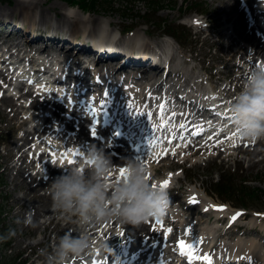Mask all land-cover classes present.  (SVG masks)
Returning a JSON list of instances; mask_svg holds the SVG:
<instances>
[{"label": "bare ground", "instance_id": "6f19581e", "mask_svg": "<svg viewBox=\"0 0 264 264\" xmlns=\"http://www.w3.org/2000/svg\"><path fill=\"white\" fill-rule=\"evenodd\" d=\"M213 1L216 2L217 15L223 17L225 22L230 24L229 27H221L219 29L220 44L224 43V39L227 41L228 61L224 64L225 70L222 75L228 82L225 85L219 83L215 86L217 94H220L223 98L225 97V102L230 105L233 98L241 91L251 71L259 65L264 64V41L261 39L262 35L260 34L259 36L253 25H251L252 22L250 23V21L248 22L246 20V12L244 9L246 5H248L246 8L247 14L250 15L251 20L254 22H258V20L264 18V14L257 11L253 5H249V1L254 0H244L245 7L243 8L240 6V0ZM59 3L60 4L45 5L44 2L36 0H15L8 9L0 6V16H9L12 23H23L24 25H29L30 28L42 26L45 29L61 32L65 35H72V38L75 39H91V42L94 43L92 46H87L75 42L72 39L60 38L59 40L50 39V47L49 45L40 47L37 41L30 44V49H34L35 52H38L40 55L47 52V49L48 55H53L52 51L60 52L58 54L63 58L69 59L73 57V65L76 67L84 60V54L88 53V55L95 58L97 57L98 59H104L106 57L114 67L112 72L111 67L108 68V72L115 77L118 76L123 82L127 79L125 76H120L119 72L123 69H128L130 72L140 71L141 77L136 78L134 75V81H130V79L127 80V83H131L130 86L138 92L130 93L117 103L120 112L119 124L122 123L123 126L122 129L120 128L119 130L122 132L128 131L145 135L144 139L146 140L147 150L131 152L130 150L118 148L123 155H114L104 145L103 141L90 135V130L85 125L76 128L74 123L70 120L71 114L73 113H70L62 103L56 101L51 105L46 97L42 99L39 97L41 95L33 96L30 90L22 91L18 97L19 100L21 97H31L29 104L14 102L12 96L9 97L4 95V103L11 104L12 106V125L17 129H21L30 121L28 117H25L22 121H18L24 109L28 110L30 108H35L41 111L36 116L37 124L33 128H26L23 133L17 134L13 140L14 145L8 149V154L13 162H8L6 169L11 175L10 180L13 182L14 187H18L22 190V193L16 196L21 208L19 211L20 220H22L25 213L28 212L33 214V220L37 224L39 223L40 217H45L46 219L41 224V228L47 246L49 245V239L53 232H56V238L54 240L56 243L60 236H63L71 229H75L76 226H74V224H65L56 219L55 214L51 210V198L47 189L52 180L62 173V167H70L80 163L82 160L86 161V151H88L92 145H95L104 148L106 153L112 157V161L116 166V170L109 177V184H111L113 180H121L118 169L124 166L122 162L126 158H138L147 165V179L149 182L169 193L170 203L168 208L172 207V201H174L180 204L183 210L191 216L190 220L183 219V214L176 212L174 217L171 218L168 217L169 212L167 210L163 216L152 217L156 226L145 222L139 225L120 224L118 221L114 220L92 227L90 231L97 238L93 240L92 251L81 254L80 256H73L70 260L81 262L90 257L91 253L97 252L101 241L110 247H114V245L118 244L131 247L134 243V248L137 247V241H148L150 244L147 248H142V250L136 248L134 251H140L141 254L146 252L147 255H153L154 253L152 250L158 247L159 243L166 241V239H164V231L170 226L175 229L176 233H179L181 225H188L192 228L194 225H201L205 222H229L233 214L238 213V211L232 210L229 214L224 212L227 211L225 207H222L217 202V199L209 195L207 187L203 183H192L189 186L187 194L189 201L180 197L178 195L179 188L171 185L175 180L180 181V177L175 168L178 169L187 159L194 156L198 150L204 149L218 151L224 153L226 156H232L234 151H238V153H244L249 156L251 164L264 163V156L262 155L264 146L260 149L256 141L249 142V139L239 134L240 129L237 125L235 126L236 130L233 132L234 137L228 141L226 138H219L213 141L199 140L193 145L192 143H185L179 140L169 145H161L159 139L154 136L153 131L158 129L157 124H171L169 122V117L166 121L168 105L173 102L171 93L167 92V84L171 82V86L181 87L185 82L190 84L195 90H198L199 87L207 89V87H203L204 81L199 75L193 72H189L187 75L183 68L176 70L174 73L168 70L166 76L161 77L160 72H162L161 70H163V68L165 70V66H162V64L155 59L147 58V56L159 57L160 53L154 49V46L151 45L149 41H145L140 31L135 32L132 37L129 38V40L132 41V43L129 41L130 53L122 54L124 50H119L120 52L112 50L110 46H113L115 49L123 45V41H121V43L115 42V34L117 33L116 29H124V24L126 23L125 19L122 17L115 19L109 18L112 11L103 10L101 13L84 17L80 15V12L77 10V12L74 11V13L69 16L67 4L61 1ZM50 11H54L57 17L55 20L50 16ZM106 17L108 18L106 19ZM31 21H34V23ZM197 21L199 20L197 19L195 24L199 27ZM28 22L30 24H28ZM14 28L15 27H13V29ZM156 33L150 27H146L143 30V34L149 40H152L156 46L161 44H168V46L169 44H175L172 37H155ZM26 35L29 36V32ZM222 38L224 39L222 40ZM3 43L5 46L1 47L0 50L2 48L5 49V53H9L10 58H12L11 55L13 52L15 53L14 49L17 48L18 53L15 58L17 63H20L24 58L29 59V62H34V53H28L29 49L28 47L25 48L24 43L20 41H11L10 39H4ZM109 43L112 45H109ZM66 45L74 47L75 49L77 48L78 51L73 55L71 50H67ZM101 47L106 49L101 50ZM135 51H141L140 54L144 56H134V53H137ZM176 52L171 56V64L177 59ZM2 58L3 56H0V59ZM5 59L6 57L3 58V62L7 61ZM258 59L261 61L259 62ZM127 65L131 66L128 67ZM10 68L11 67H9V69ZM87 72L88 69H84V71L76 75L78 78L84 76L86 81H89ZM0 74L3 83L11 84L12 77L10 78L6 71H0ZM170 76L171 79H169ZM2 82H0V85H2ZM184 101L191 111L195 110L196 105L194 107L192 104L194 101H188L187 99ZM161 105L163 106L162 108ZM53 106L57 108L52 109ZM196 108L199 110L204 109V107L199 106ZM140 113H144L145 115L141 116L139 115ZM36 118L34 119L35 121ZM53 132L56 134L52 136ZM244 139H246L249 145L246 144ZM38 140L41 141V144L31 156L28 149L36 146ZM77 151H79L81 155H77ZM173 151L175 155L172 154ZM53 153H55V155H53ZM65 153H69L67 158L75 160L76 163L68 164L64 158ZM46 156L48 158H45ZM174 157H179V160H173ZM57 158L61 159L60 162L63 163V165L57 166L52 163L51 160ZM35 161L43 162V165L36 173L31 170V168L35 169ZM156 161H159L158 166L154 164ZM164 161L167 162L161 164ZM238 161L241 163L240 160ZM46 168H48V170ZM165 180H169V186L167 188H161ZM193 197H195L196 203L190 202ZM219 208L223 210H218ZM205 209H207V211ZM157 221H160L163 227H161V223H157ZM238 227L243 228L246 227V225ZM231 228L232 225L227 223L226 226L220 230L219 238L214 242L213 248L221 244L220 237L226 234H232L236 237L239 235H247L250 237L253 232V229L249 226H247V229L243 228L237 231H232ZM153 229H155V231H153ZM201 229L203 228L198 227L195 230L199 231ZM134 233H137V235H133ZM160 233H162V236L158 237ZM73 234L75 235L76 233L73 232ZM237 242L236 245L242 248L232 250V257L236 259L248 258L258 261L262 256L258 250L259 242L254 238H250L248 241H243L240 238ZM35 244L38 243H30L29 245L33 246ZM224 246H226V243ZM222 251H225L224 247ZM145 259H142L139 264H146L144 263ZM183 262L182 264H184ZM149 263H151V259Z\"/></svg>", "mask_w": 264, "mask_h": 264}, {"label": "rangeland", "instance_id": "374dc122", "mask_svg": "<svg viewBox=\"0 0 264 264\" xmlns=\"http://www.w3.org/2000/svg\"><path fill=\"white\" fill-rule=\"evenodd\" d=\"M36 1L44 2L45 5L60 4L59 2L61 1L67 4L68 9H70L69 7H73L71 9H75V12H77L78 10V12H80L79 14L84 17L101 13L103 10L112 11L110 13L111 15L109 14V18H124L126 21V23L124 24L125 30L129 27H132L133 32L140 31L142 33L146 27H150L154 30L155 33L157 31L163 33L164 28L159 25L160 22L164 21L166 23H183L187 26V33H191V36H189L188 39L182 43V45H179V43L177 42L176 45L180 51V54L184 53L186 60H190L188 66L194 65V69L196 71L201 70V67H203L204 69H210V71L213 72L221 71L223 73L225 70V68H223V65L228 61L227 48L225 42L223 44H220L221 41L219 40V29L221 27H228L229 25L225 23L223 17L217 15L216 2H214L213 0H198L201 3H204V8L206 9V13L202 15L204 17H200V27H196L190 24L188 20L190 17L198 15V13L193 11L194 0H157L159 1V4L155 5H152L151 1L156 0H98V3L95 5L94 10L91 12H85L81 10L79 8V4L76 3H73V6H70L69 0ZM14 2L15 0H0V6L8 9ZM77 3L79 2L77 1ZM50 16L54 20L57 18L54 11H50ZM248 16L249 15L246 16L247 19ZM107 18L108 17H106V19ZM145 19L148 23H145ZM1 20H10V17L1 15L0 21ZM31 22L34 23V21ZM7 23L10 25L14 24L10 22ZM17 24L18 26H20L23 23ZM28 24L30 23L28 22ZM189 26H191L192 28ZM2 27L5 28L4 26ZM28 27L29 25H26L25 27L21 28H23L22 30H24V28L28 30ZM42 28V26L35 27V29H38L36 30V32L39 33V30H42ZM116 30L119 34L120 30ZM30 32H33L34 34L35 31L33 30ZM158 34L159 33H156L155 37H158ZM118 37L131 38L132 32L126 33L125 36H121L119 34ZM143 37H145L146 39V36ZM223 39L224 38H222V40ZM180 46H182V48H185V51H183ZM190 49H192V51H190ZM219 76L223 75L218 74L215 79H217ZM5 94L8 93L4 90V88H2L0 90V133L2 132L0 134V140H3V142L1 141L2 143L0 142V200H2L3 202L0 206V209L3 210V213L0 215V237L7 236L10 229L15 231V235L7 239L0 238V258L6 257L7 259L13 260L12 258L18 255V262L20 260H24L23 264H50L52 262H50L49 257L53 253L54 238H56V233L53 232L51 234L49 245L47 246L43 238L41 228V224L46 219L45 217H40L39 223L37 224L38 226L35 228L31 226H25V224L23 223V220L27 213H25L23 220L20 221L19 211L21 210V208L16 199V196L21 194L22 190L18 187H14L13 182L10 180L11 175L6 169L7 163L13 162L8 154V149L14 145L13 140L17 132L16 129L12 126V106L11 104L4 103V101L2 100V97ZM25 128L26 126L23 127V132ZM261 143L264 145V139H262ZM28 151L30 152L31 149ZM30 154L32 155L33 152H30ZM262 155H264V153ZM175 160L177 161L179 160V158H176ZM238 160H240L241 163ZM34 165L35 169L31 168V170L36 173L39 171V162L37 161ZM184 166L185 169H179V183L176 180L173 184L181 187V191H179L178 194L180 197L185 198V196H187L188 187L191 183H203L207 187L209 195L222 203L218 195L214 193L215 176L211 173V171H218L223 167L228 169L229 167H235L237 170H239V173L237 174L239 175V179H250V181H248L245 192L246 196L252 198L246 199L245 201L250 205L264 207V197L262 194V191H264V163L251 164L250 157L244 153L239 154L235 159V157L226 158L225 154L213 156L211 152H199L193 157L187 159ZM225 204L229 208L236 207L233 205L232 207L230 203ZM174 209L180 210L177 205L174 206ZM241 213L245 215L246 211L241 210ZM251 213L252 216L260 217L258 219L249 218L246 220L247 223L244 221L241 222V224L252 226L253 223H256V230L259 231V235H256V232H253L249 239H256V241H258L260 244V250H264V213L258 214L254 213V211ZM17 221L20 222L17 223ZM235 221L236 219L233 220L232 223H234ZM146 222L151 225V223H153V220L149 218ZM204 226H206V224H204ZM170 228L172 229L171 233H167V230L164 231L165 235H167L168 241L163 245L159 244V247L155 249L154 256L157 257L153 259L151 264H162V262L166 260L171 248L174 246V242L177 241L174 229L172 227ZM232 228L235 229L234 227ZM161 235L162 234H160V236ZM191 235L188 236V242ZM200 235L202 236L203 233ZM242 239L247 240V237L244 236ZM6 242H10V251H5ZM30 243L38 244L32 246L29 245ZM143 246L144 244L141 247Z\"/></svg>", "mask_w": 264, "mask_h": 264}, {"label": "clouds", "instance_id": "9594fccd", "mask_svg": "<svg viewBox=\"0 0 264 264\" xmlns=\"http://www.w3.org/2000/svg\"><path fill=\"white\" fill-rule=\"evenodd\" d=\"M74 11L70 8L68 15ZM229 107L242 136L251 141L264 139V64L251 71ZM85 157L87 162L62 167V173L48 185L56 219L76 225L53 245L49 260L54 264H69L71 257L91 252L93 240L97 239L90 231L92 227L114 220L139 225L151 217L163 216L170 203L169 193L149 182L148 169L140 159L126 158L122 164L128 168L127 177L109 184L116 166L105 149L92 145ZM23 223L38 226L31 212ZM14 235L10 229L7 236L0 238ZM99 247L108 246L101 241Z\"/></svg>", "mask_w": 264, "mask_h": 264}, {"label": "snow or ice", "instance_id": "6c2138e0", "mask_svg": "<svg viewBox=\"0 0 264 264\" xmlns=\"http://www.w3.org/2000/svg\"><path fill=\"white\" fill-rule=\"evenodd\" d=\"M163 106L161 105V108ZM139 115L143 116L145 115L144 113H140ZM181 127H183V125H181ZM91 134L95 137L97 135V132H96V129L95 128H92L91 129ZM77 155H81V153L79 151H77L76 153ZM173 155H175V152L173 151L172 153ZM53 155H55V153H53ZM69 153H65L64 154V158L66 159L67 163L68 164H74L76 163L75 160L73 159H68ZM53 163H56L55 160L52 161ZM87 162V161H86ZM118 174L120 176L121 179H125L128 175V168L126 166H122V167H119L118 169ZM112 175V173H110V176ZM169 186V180H165L163 181L162 185H161V188H167ZM191 203H196V199L195 197L192 198V200L190 201ZM207 211V209H205ZM218 210H223L222 208H219ZM241 215V213H237L236 215H234L232 217L233 220H235L237 218V216ZM157 223H161L160 221H157ZM161 227H163L162 223H161ZM153 231H155V229H153ZM172 232V229L171 228H168L167 229V233H171ZM122 235V234H121ZM164 239H167V235L164 236ZM178 245H179V248L181 250V254L184 255L186 254L190 259H203L205 261H207V264H211V258L209 256H195L194 255V251H195V247L193 244H187L184 240H180L178 242Z\"/></svg>", "mask_w": 264, "mask_h": 264}, {"label": "trees", "instance_id": "16d2710c", "mask_svg": "<svg viewBox=\"0 0 264 264\" xmlns=\"http://www.w3.org/2000/svg\"><path fill=\"white\" fill-rule=\"evenodd\" d=\"M73 2H79V5L87 10H91L95 7V5L98 3V0H69ZM221 180L216 183L215 186V191L220 195V196H225V195H230L237 193L236 191L242 190L243 186L241 188H237L233 182V178L231 176L225 177L224 175L221 176ZM246 181L243 179V182ZM239 203L242 205H246L245 200V195H239ZM0 264H17L16 260L12 262H7L4 259H0Z\"/></svg>", "mask_w": 264, "mask_h": 264}]
</instances>
